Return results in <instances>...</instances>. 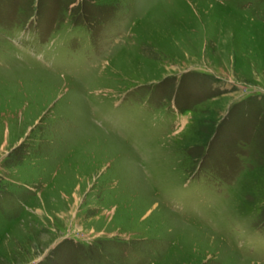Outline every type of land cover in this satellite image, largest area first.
<instances>
[{
  "label": "rangeland",
  "instance_id": "rangeland-1",
  "mask_svg": "<svg viewBox=\"0 0 264 264\" xmlns=\"http://www.w3.org/2000/svg\"><path fill=\"white\" fill-rule=\"evenodd\" d=\"M242 263L264 0H0V264Z\"/></svg>",
  "mask_w": 264,
  "mask_h": 264
},
{
  "label": "bare ground",
  "instance_id": "bare-ground-1",
  "mask_svg": "<svg viewBox=\"0 0 264 264\" xmlns=\"http://www.w3.org/2000/svg\"><path fill=\"white\" fill-rule=\"evenodd\" d=\"M200 239V238H199ZM198 240V239H197ZM197 242V241H196ZM207 242V241H206ZM242 264H245V263H242Z\"/></svg>",
  "mask_w": 264,
  "mask_h": 264
}]
</instances>
